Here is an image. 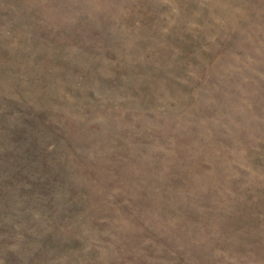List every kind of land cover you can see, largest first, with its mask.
Wrapping results in <instances>:
<instances>
[{
  "label": "rangeland",
  "instance_id": "374dc122",
  "mask_svg": "<svg viewBox=\"0 0 264 264\" xmlns=\"http://www.w3.org/2000/svg\"><path fill=\"white\" fill-rule=\"evenodd\" d=\"M9 163L0 264H264V0H0Z\"/></svg>",
  "mask_w": 264,
  "mask_h": 264
},
{
  "label": "trees",
  "instance_id": "16d2710c",
  "mask_svg": "<svg viewBox=\"0 0 264 264\" xmlns=\"http://www.w3.org/2000/svg\"><path fill=\"white\" fill-rule=\"evenodd\" d=\"M45 128H48V126L45 124ZM26 131H24V133H25ZM20 137V140L21 139H25L24 137H25V135H23V134H20L19 135ZM35 147V146H34ZM18 150V147H13V150L11 151V153L12 154H16V151ZM30 150V149H29ZM27 153L29 154V152L27 151ZM48 150L47 149H45V148H43V151H42V154L44 155V156H46V155H48ZM8 154V153H7ZM7 154H3V156H6ZM17 155V154H16ZM12 156V155H11ZM3 164H4V162H3ZM3 164H2V167H3ZM50 164H52V163H45L44 165H43V169L42 170H44V171H47V170H51V169H49L50 168ZM8 165V171L6 172L7 173V175H6V177H5V179H3L2 180V182H1V184H0V196L1 197H7V198H9L10 197V194H11V190H18V187H20V189L22 190V192H25V194H27V193H29V191L27 190V189H25L23 186H22V184H20L21 182H22V179L24 178V177H22L23 176V174L24 173H26L25 172V170H26V168H27V166L26 165H21V163H12V164H7ZM11 170V171H10ZM8 174H10V177L8 176ZM52 174H53V182L54 183H57L58 182V180H57V175L54 173V172H52ZM30 175H32L31 173H30ZM46 177L44 178V179H39V183H36V182H32V187L33 188H36V189H44V187L46 188V191H47V193L50 195V196H52L50 193H52L53 191H54V188L55 187H53V186H51V187H49L48 186V182H49V180L50 179H52V176L51 175H45ZM47 176H48V178H47ZM26 184L28 185V183L26 182ZM36 185V186H35ZM7 186H9V188L7 189L6 187ZM29 186H31L30 184H29ZM35 186V187H34ZM6 189V190H5ZM31 189V188H30ZM45 191V192H46ZM37 193V192H36ZM48 195V196H49ZM41 202H43V201H41ZM64 218V221H66V223H67V225H69L68 224V222H67V218H65V217H63ZM0 230H1V228H0ZM3 230V229H2ZM0 245H3V246H8L9 244H8V242L7 241H4V239L2 238L1 240H0ZM43 247V246H42ZM36 254H34V256H35ZM12 257V259L15 261V256L14 255H12L11 256ZM8 263V262H7ZM34 263H37V260L35 261L33 258H29L28 259V262L27 263H25V264H34Z\"/></svg>",
  "mask_w": 264,
  "mask_h": 264
}]
</instances>
